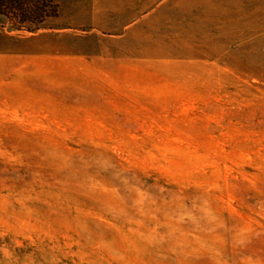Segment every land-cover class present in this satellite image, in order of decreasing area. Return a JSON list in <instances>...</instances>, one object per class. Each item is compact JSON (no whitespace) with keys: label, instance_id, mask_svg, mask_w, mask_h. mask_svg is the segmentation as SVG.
<instances>
[{"label":"rangeland","instance_id":"rangeland-1","mask_svg":"<svg viewBox=\"0 0 264 264\" xmlns=\"http://www.w3.org/2000/svg\"><path fill=\"white\" fill-rule=\"evenodd\" d=\"M0 19V264H264V0H57Z\"/></svg>","mask_w":264,"mask_h":264},{"label":"trees","instance_id":"trees-1","mask_svg":"<svg viewBox=\"0 0 264 264\" xmlns=\"http://www.w3.org/2000/svg\"><path fill=\"white\" fill-rule=\"evenodd\" d=\"M59 15L57 0H0V19L10 23L14 31L36 32Z\"/></svg>","mask_w":264,"mask_h":264}]
</instances>
